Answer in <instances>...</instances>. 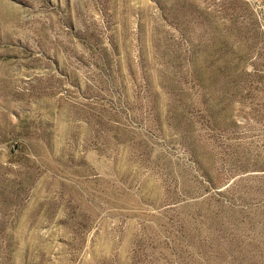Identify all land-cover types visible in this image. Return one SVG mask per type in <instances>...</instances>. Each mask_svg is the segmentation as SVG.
I'll use <instances>...</instances> for the list:
<instances>
[{
	"label": "rangeland",
	"instance_id": "1",
	"mask_svg": "<svg viewBox=\"0 0 264 264\" xmlns=\"http://www.w3.org/2000/svg\"><path fill=\"white\" fill-rule=\"evenodd\" d=\"M0 264H264V0H0Z\"/></svg>",
	"mask_w": 264,
	"mask_h": 264
}]
</instances>
